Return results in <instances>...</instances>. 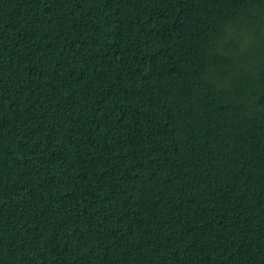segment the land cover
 I'll list each match as a JSON object with an SVG mask.
<instances>
[{
  "label": "trees",
  "instance_id": "obj_1",
  "mask_svg": "<svg viewBox=\"0 0 264 264\" xmlns=\"http://www.w3.org/2000/svg\"><path fill=\"white\" fill-rule=\"evenodd\" d=\"M0 264H264V0H0Z\"/></svg>",
  "mask_w": 264,
  "mask_h": 264
}]
</instances>
